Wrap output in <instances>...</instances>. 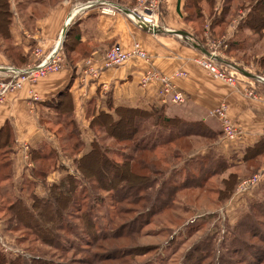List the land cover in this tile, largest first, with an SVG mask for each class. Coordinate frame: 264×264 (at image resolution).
<instances>
[{
  "label": "trees",
  "instance_id": "1",
  "mask_svg": "<svg viewBox=\"0 0 264 264\" xmlns=\"http://www.w3.org/2000/svg\"><path fill=\"white\" fill-rule=\"evenodd\" d=\"M56 1L32 0L21 5L15 3V9L23 13L28 6H33L29 13L35 14L37 10H44ZM214 1L184 0L183 21L186 23L200 21L205 8L209 15L211 31L216 28L222 32L231 16L230 7L235 5L236 8H242L243 4H247L243 8L246 9L244 18L237 24L232 38L227 41L226 53L229 55L232 51H243L250 45V35L256 36L255 40L259 42L264 34V0H223L218 15H213L212 12ZM11 16L9 0H0V52L12 67L22 68L25 66L26 55L19 46L14 45L9 35ZM192 40L195 45L202 47L200 40ZM69 46L63 41L61 49L66 50ZM256 63L261 67L264 76V50L257 57ZM235 70L241 76V71ZM66 88L55 95L50 102L40 103L58 114L61 134L57 139L58 151L52 148L32 151L34 167L31 176L44 183L47 173L62 168L57 163L58 153L71 160L74 172L66 171L56 183L45 185L43 197L35 196L34 183L25 180L24 189L21 188L19 192L25 194L27 203L17 197L18 195H13L9 183L0 184V204L3 200L6 204L1 213V216L5 217V231L21 233L23 230L26 236L19 235L18 244H22L25 241L23 239L29 234L32 240L26 242L38 243L39 249L46 248V251H42L39 256L29 255V258L23 259L19 256L8 257L0 249V264H70V261L75 260L72 256L88 254L81 249V244L86 242V238L90 237L92 240L95 238L93 233L91 235L89 233L92 230L91 223L95 227L93 222L99 215L97 209L101 205L97 202L92 205L88 203L93 190H100L111 202L121 204L128 202L127 199L133 196L129 193L132 189L136 192L154 189L157 209H159L157 204L162 205L163 192H168L166 196H173L181 190L196 191L198 193H195L194 197L191 196V201L194 202L200 199L199 193L213 192L216 200L211 204L215 205L228 200L239 181L247 178L230 171L231 163H227L223 156L211 148L202 157L190 151V140L200 138L214 141L221 134L220 130L215 132L208 129L200 121L190 122L176 116H168L163 106L151 107L149 110L113 108L108 97L105 101L107 112L99 111L88 121V129L92 133L90 149L86 153H81L83 145L77 126L69 114L70 103ZM262 90L264 92V88ZM98 133L101 136L97 135ZM98 138L110 140L116 146L123 145V150L117 152L116 148L110 147L109 154L115 157L112 159L107 156V148L100 145ZM11 144L9 127L4 124L0 128V183L6 181L10 175L8 154ZM160 149H165L169 155L159 157L157 151ZM241 154L240 161L245 175L250 177L264 166V139L258 140L252 146L242 148ZM184 157L187 158L182 165H188V172L185 171L183 180L178 181L176 179L179 177L180 169H177V165L168 168L171 166L170 158L180 161ZM174 171V175L177 176L172 177L173 179L163 178L166 172ZM257 187L258 194L247 204L245 217L250 216L252 224L250 235L258 241L260 251L264 254V183L261 182ZM186 197L184 196V199ZM83 202L85 208L81 213ZM81 224L84 227L82 233ZM86 245L85 243L83 247ZM68 254L70 259L67 258ZM86 258L88 257L85 256ZM110 260L114 261L113 258ZM78 263L81 264V257ZM86 264H90L88 260Z\"/></svg>",
  "mask_w": 264,
  "mask_h": 264
},
{
  "label": "crops",
  "instance_id": "2",
  "mask_svg": "<svg viewBox=\"0 0 264 264\" xmlns=\"http://www.w3.org/2000/svg\"><path fill=\"white\" fill-rule=\"evenodd\" d=\"M76 1L57 0L52 6L39 9L35 14L29 13L33 6H28L25 12L20 13L22 21L14 19L12 12L8 31L14 45L19 46L26 55L24 65L34 63L31 56L34 48L47 54L64 29L59 49L62 68L35 82L24 83L19 91L7 94L0 104V128L7 124L12 139L8 154L10 175L0 184L9 183L13 195L21 188L24 189V182L27 180L34 183L33 194L43 197L45 185L56 183L66 172L63 166L56 168L47 173L44 183L31 176L34 167L33 150L52 148L58 151L59 134L57 136L55 131L60 129L59 116L40 103L50 102L66 87L70 103L69 114L77 126L83 145L81 153L90 149L92 136L88 121L99 111L107 112V97L113 108L149 110L151 107L163 106L168 116L190 122L200 121L215 132L220 130L219 122L209 113L215 107L224 105L226 116L234 124L238 138L230 141L220 134L224 140L219 135L217 141L221 139V143L216 148L213 144L212 150L215 149L217 154L225 158L235 156L239 163L242 148L264 139V95L258 91L259 81L255 76L241 71L242 77L236 85L229 86L211 78L195 64L194 60L204 54V49L193 43L192 39L196 38L190 31L191 23L183 21L184 0H161L159 30L156 34L141 29L120 13L103 15L95 8H89L73 15L72 11L80 5ZM87 1L93 0L85 2ZM103 1L116 3L124 8H130L134 4V0ZM230 32L228 24L222 37L229 38ZM63 41L70 45L66 50L61 49ZM133 43L144 50L149 57L148 61L134 58L119 67L101 68L94 78L90 73H83L100 68L103 55L110 46L117 45L122 50H129ZM87 61L89 64L86 66L84 63ZM4 66L12 65L0 52V67ZM148 70L164 76L183 73V77L173 79L172 84L184 96L185 102L178 105L160 103L156 95L159 87L157 82L141 86L142 76ZM246 91H252L258 97L246 98ZM31 94L36 96L37 101L30 99ZM81 133H85L86 141L82 139ZM21 146L27 147V155ZM58 156V164L60 159L71 163V160L62 157L60 153ZM1 213L2 209L0 215Z\"/></svg>",
  "mask_w": 264,
  "mask_h": 264
},
{
  "label": "rangeland",
  "instance_id": "3",
  "mask_svg": "<svg viewBox=\"0 0 264 264\" xmlns=\"http://www.w3.org/2000/svg\"><path fill=\"white\" fill-rule=\"evenodd\" d=\"M30 1L32 0H10L14 19L22 21L20 12L15 9V3L21 5ZM85 1L77 0L76 2L82 4ZM222 3L223 0L214 1L213 15H218ZM246 5L243 4L242 8H236L235 5L230 7L231 16L228 19V24L231 27V36L229 38L222 37L223 31L221 32L219 29L215 28L211 31L209 15L205 8H203L201 20L190 24V31L197 40L202 42L201 48L206 49L205 46L207 48L212 46L215 52L219 53L222 59L235 69L264 79L262 69L256 63L257 57L264 50V34L258 42L255 40L256 36H251L246 32L251 37L250 45L243 51H232L229 55L226 53L227 41L232 38L237 24L244 18L246 9L243 8ZM239 75H237V80L242 77V74ZM257 85L261 90H258L259 93L264 95L261 89L264 88V84L259 82ZM55 134L57 136L61 134L60 130L59 132L55 131ZM81 135L82 139L86 141L85 133H81ZM97 135L101 136L100 133ZM220 138L224 140L221 135ZM98 139L100 145L108 149H106L107 156L112 159L115 157L109 154L110 147L116 148L117 152L123 150V145L116 146L110 140ZM221 139L219 142L217 138L214 141L192 139L190 140V151L192 150V153L202 157L206 155L208 149H212L213 144L214 148L218 147ZM220 148L222 147L220 146ZM168 153L165 149L157 151L159 157L167 156ZM185 158L187 157L180 161L170 158L171 166L168 168L177 165V169H180L178 179L175 178L178 181L183 180L185 171L188 172V165H182ZM235 158V156L225 158L227 163H231L229 170L237 172L240 176L248 177L245 175L242 163L237 162L238 160ZM116 159L118 160V158ZM59 164L63 166V170L69 173L73 171L70 161L60 159ZM174 174L175 171L166 172L163 178L173 179L172 177L177 176ZM237 186L228 200L215 205L213 204L216 196L213 192L212 194L199 193L200 199L197 202L191 201V196L194 197V194L198 193L196 191L181 190L173 196H166L168 192H163L162 205L157 204L159 209L155 206L154 189L140 192L132 189L129 193L133 196L127 199L128 202L121 204L111 202L104 192L93 190L88 203L91 205L95 202L101 203L97 209L99 215L96 218V223L93 222L95 227L91 223L92 230L89 233L90 235L93 233L95 238L93 240L90 237L86 238L87 245L84 247L85 243L81 244V249L87 251L88 254L74 255L72 256L75 257L74 262L70 261L69 263L80 264L78 262L81 257V264H86L87 260L90 264H264V254L260 251V244L250 235V230L252 231L251 218L250 216L245 217L247 204L258 194L259 188L238 195ZM12 193H14L13 190ZM15 195L27 203L25 194L15 193ZM184 196H187L186 199ZM5 205L3 200L0 210ZM84 208L85 202L81 203V213ZM3 217L0 215V249L8 257L19 256L27 259L30 257L29 255L36 256L35 254H37L39 256L42 251H46V248L39 249L38 243L26 242V240H32L31 236H28L29 234L23 239L25 241L22 244H18V236H26L25 232L23 230L21 233L5 231V217ZM81 228L82 233L84 231L83 224H81ZM81 237L83 238L82 235ZM131 249L134 250L131 251ZM85 256L88 258L85 259ZM67 258L70 259V254L67 255ZM111 258L114 261H111Z\"/></svg>",
  "mask_w": 264,
  "mask_h": 264
},
{
  "label": "built area",
  "instance_id": "4",
  "mask_svg": "<svg viewBox=\"0 0 264 264\" xmlns=\"http://www.w3.org/2000/svg\"><path fill=\"white\" fill-rule=\"evenodd\" d=\"M161 6V0H134V4L130 8H124L120 5L103 0L87 1L77 6L76 11L82 12L89 8H95L99 14L112 15L115 13L122 14L126 19L138 25L143 23L148 27V32L159 30L158 13ZM72 14V13H71ZM58 41V45H56ZM204 49V54L195 59L194 62L203 69L211 78L221 81L229 86H235L238 82L239 75L235 68L226 63L219 53L215 52L213 47ZM60 36L53 44L47 54H42L38 48L31 51L34 63L26 64L22 68H14L12 66L0 67V104L4 101L9 93L19 91L24 83H32L35 80L44 77L47 74L59 71L62 68V58L60 55ZM139 59L148 61L149 57L144 50L137 44L133 43L129 50H122L117 45L110 46L104 53L101 60V67L96 70H87L85 75L91 74L94 78L97 76L99 69L119 67L131 59ZM86 66L89 62L84 63ZM240 76V75H239ZM183 77V73H174L171 76H164L153 70L146 71L141 79V86H145L150 82H157L156 95L160 103H170L174 105L183 104L184 96L175 89L172 80ZM257 81L264 84V79L260 76L255 77ZM244 96L249 99H256L258 96L252 91H246ZM30 99L35 102L37 98L31 94ZM209 115L219 122L221 135L226 139L233 141L238 138V132L234 124L226 116V108L224 105L215 107ZM23 152L27 147L21 146ZM264 180V166L255 174L241 180L237 186L238 195L246 194L248 191L254 190ZM1 239V238H0Z\"/></svg>",
  "mask_w": 264,
  "mask_h": 264
},
{
  "label": "water",
  "instance_id": "5",
  "mask_svg": "<svg viewBox=\"0 0 264 264\" xmlns=\"http://www.w3.org/2000/svg\"><path fill=\"white\" fill-rule=\"evenodd\" d=\"M138 26H139L141 29L148 31V27H147L145 24H143V23H139ZM63 31H64V29L61 31V34H60V41H61V37H62ZM153 33L156 34L157 31L155 30V31H153ZM241 74H242V73H241Z\"/></svg>",
  "mask_w": 264,
  "mask_h": 264
},
{
  "label": "bare ground",
  "instance_id": "6",
  "mask_svg": "<svg viewBox=\"0 0 264 264\" xmlns=\"http://www.w3.org/2000/svg\"><path fill=\"white\" fill-rule=\"evenodd\" d=\"M73 12H74V13H73ZM76 12H77L76 10H75V11L73 10V11H72V14L74 15ZM71 16H72V15H71ZM56 45H58V41H57Z\"/></svg>",
  "mask_w": 264,
  "mask_h": 264
}]
</instances>
